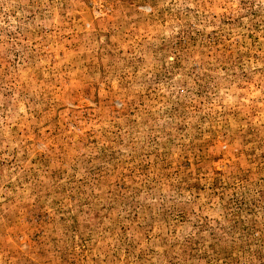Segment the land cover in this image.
I'll return each instance as SVG.
<instances>
[{"label": "rangeland", "instance_id": "rangeland-1", "mask_svg": "<svg viewBox=\"0 0 264 264\" xmlns=\"http://www.w3.org/2000/svg\"><path fill=\"white\" fill-rule=\"evenodd\" d=\"M0 264H264V0H0Z\"/></svg>", "mask_w": 264, "mask_h": 264}]
</instances>
